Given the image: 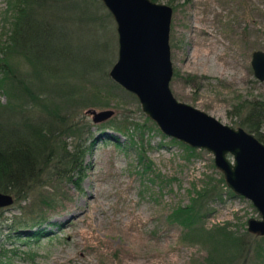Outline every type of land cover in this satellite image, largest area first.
I'll return each mask as SVG.
<instances>
[{"label": "rangeland", "instance_id": "374dc122", "mask_svg": "<svg viewBox=\"0 0 264 264\" xmlns=\"http://www.w3.org/2000/svg\"><path fill=\"white\" fill-rule=\"evenodd\" d=\"M154 1L171 7L173 96L246 130L234 105L246 99L264 104V80L257 79L250 66L251 52L264 51V0ZM4 7L5 0H0V31ZM109 17L112 63L117 37L110 13ZM71 26L81 29L79 23ZM86 35L81 38L85 46L90 45ZM15 61L25 71L24 61ZM102 77L115 85L92 91L69 72L51 82L41 79L42 85L34 79L32 89L48 95L44 105L0 92V102L14 104L15 110L20 107L40 119L59 120L52 121L57 139L68 148L78 144L82 149L79 173L72 179L44 178L41 187L0 207L4 222L0 244L8 254L0 264H264V234L246 229L247 218H259L258 212L250 200L225 184L212 153L161 132L134 95L107 72ZM97 91L99 102L92 97ZM87 108L113 112L92 121ZM57 111L62 117L52 115ZM258 129L264 134V124ZM214 183L218 194L212 192L203 201L200 225L182 228L170 220L168 212ZM39 195L51 197L50 204H41ZM31 207L41 208L45 218L40 227L47 233L27 242V228L11 230L7 224ZM219 226L234 236L222 238Z\"/></svg>", "mask_w": 264, "mask_h": 264}, {"label": "trees", "instance_id": "16d2710c", "mask_svg": "<svg viewBox=\"0 0 264 264\" xmlns=\"http://www.w3.org/2000/svg\"><path fill=\"white\" fill-rule=\"evenodd\" d=\"M104 8L100 0H5L1 12L0 92H5L8 97L17 94L44 105L48 95L41 90L35 92L30 84L34 79L41 85V79L51 82L65 72L87 82L92 91L108 89L106 86L112 88L115 84L102 77L107 72L105 68L111 65L113 50V27ZM72 23H79L81 29H73ZM85 34L87 40L90 39L87 46L81 42ZM17 58L24 61L25 71L19 69ZM98 92L92 95L97 102ZM18 108L15 110L14 104L8 101L0 102V191L11 193L16 201L24 198L31 189L41 187L44 178L72 179L79 173L78 157L82 152L78 144L68 148L57 139L52 121L59 120L40 119ZM234 109L242 117L240 123L246 130L264 142V134L258 129L264 124L263 102L241 100ZM55 114L62 117L58 111L52 113ZM65 126L72 127L70 123ZM215 186L214 183L210 188H201L188 204L176 206L167 216L182 228L195 223L200 225L205 213L203 201L212 192L218 194ZM38 200L47 206L51 197L39 195ZM44 218L41 208L31 207L22 216L11 219L7 228H27L25 239L34 242L47 233L40 227ZM0 223L4 222L1 220ZM216 229L222 238L234 236L226 226ZM208 236L217 240L209 232ZM7 255L0 244V263L7 261Z\"/></svg>", "mask_w": 264, "mask_h": 264}, {"label": "water", "instance_id": "95a60500", "mask_svg": "<svg viewBox=\"0 0 264 264\" xmlns=\"http://www.w3.org/2000/svg\"><path fill=\"white\" fill-rule=\"evenodd\" d=\"M100 1L114 21L117 37L116 57L108 76L135 96L140 109L161 132L212 153L225 184L250 200L258 212L259 218H247V231L264 234V142L241 126L224 124L173 96L168 44L171 7L154 0ZM250 66L253 75L264 80L263 50L251 52ZM85 112L92 121H100L113 110L87 108ZM12 201L11 193L0 191V207Z\"/></svg>", "mask_w": 264, "mask_h": 264}, {"label": "bare ground", "instance_id": "6f19581e", "mask_svg": "<svg viewBox=\"0 0 264 264\" xmlns=\"http://www.w3.org/2000/svg\"><path fill=\"white\" fill-rule=\"evenodd\" d=\"M92 200V199H91ZM123 222V221H122ZM121 223V222H120ZM115 225V224H114ZM119 225V224H118ZM128 225V224H127ZM118 228V227H117ZM125 228V227H124ZM126 230V229H125ZM132 236V235H131Z\"/></svg>", "mask_w": 264, "mask_h": 264}]
</instances>
